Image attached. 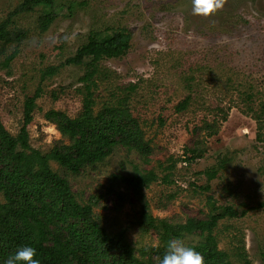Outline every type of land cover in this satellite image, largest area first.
<instances>
[{"label":"rangeland","instance_id":"1","mask_svg":"<svg viewBox=\"0 0 264 264\" xmlns=\"http://www.w3.org/2000/svg\"><path fill=\"white\" fill-rule=\"evenodd\" d=\"M23 1L0 0V23ZM57 5L59 15L45 32L38 27L41 9L12 18L13 38L19 31L25 36L7 47L9 54L19 46L10 68H0V119L7 130L19 133L24 101L41 88L28 126L30 144L43 153L69 144L45 114L51 109L72 118L80 114L85 69L64 64L44 82L41 72L73 57L93 33L101 38L130 34L123 56L99 63L95 108L134 86L130 107L151 155L145 159L119 146L79 174L54 161L52 169L69 180L84 203L97 196L94 213L100 223L111 234L126 230L136 253L159 245V239L155 232L140 231L139 201L120 179L111 186V178L152 170L158 180L145 194L154 217L185 223L206 219L214 206H233L239 215L221 220L215 230L219 248L233 264H243L238 248L252 264H264V142L258 135L264 136V119L252 118L264 117V0H223V7L207 17L193 14L192 0H57ZM187 98V107L177 110ZM207 129L217 135L209 137ZM187 149L204 154L185 162L195 155ZM223 158L228 162L219 168ZM174 162V169H164ZM214 167L219 172L209 181L205 172ZM166 174L169 182L163 180ZM198 240L181 239L185 245Z\"/></svg>","mask_w":264,"mask_h":264},{"label":"trees","instance_id":"2","mask_svg":"<svg viewBox=\"0 0 264 264\" xmlns=\"http://www.w3.org/2000/svg\"><path fill=\"white\" fill-rule=\"evenodd\" d=\"M39 9L38 27L40 32H45L59 15L61 6L57 5V0H24L16 13H11L0 23L1 69L10 68L19 54V46L9 54H6L7 47L15 41H22L25 36L23 31H19L17 38H13L14 32L10 29L13 16L18 12L30 13ZM130 39L128 33H115L105 38L93 33L73 57L41 72V81L44 82L55 76L64 64L85 69L80 79L84 83L80 90L84 95L80 114L72 118L54 109L45 114L69 139V144L57 145L48 153L31 146L28 126L33 121L41 88L33 96L26 97L24 120L17 135H12L0 119V194L4 198L0 203V264L22 245L35 247L41 264H159L168 241L181 240L187 235L199 238L187 246L199 251L205 264H233L231 255L219 248L215 234L221 220L239 215L233 206H214L206 219L189 218L185 223H172L154 217L148 209L145 189L158 180L154 171L137 170L128 175H113L111 186L120 179L141 205L137 222L140 231L143 234L155 232L159 239V245L143 247L136 253L127 240L126 230L111 234L100 223L94 213L98 197L92 196L84 203L73 192L69 180L51 167L50 162L54 161L67 171L79 174L87 167L104 161L119 146L145 159L151 155L140 121L130 107L131 93L136 89L134 86L122 90L123 95L117 96L115 101L103 102L100 110L95 108L98 105L95 77L100 72V61L123 56L129 49ZM189 101L185 99L177 110L185 109ZM249 103L250 100L246 104L247 109L252 111ZM252 118L257 122L264 119L257 115ZM207 132L209 137L217 135L210 129ZM260 134L259 140L264 142V136ZM186 152L195 155L185 158V162L194 161L196 156L204 154L201 150L195 153V150L187 149ZM227 162V159H221L219 168L225 167ZM174 168L175 162L164 169ZM218 172L219 169L214 167L205 174L211 181ZM169 179L168 174L163 177L165 182ZM118 197L121 201L125 199L122 194ZM236 255L243 264H252L243 248H238Z\"/></svg>","mask_w":264,"mask_h":264},{"label":"clouds","instance_id":"3","mask_svg":"<svg viewBox=\"0 0 264 264\" xmlns=\"http://www.w3.org/2000/svg\"><path fill=\"white\" fill-rule=\"evenodd\" d=\"M223 7V0H192L193 14L211 16ZM3 264H41L37 250L31 245H22L10 254ZM159 264H205L203 255L180 239H171L159 260Z\"/></svg>","mask_w":264,"mask_h":264}]
</instances>
